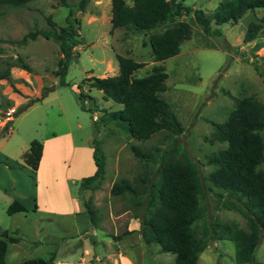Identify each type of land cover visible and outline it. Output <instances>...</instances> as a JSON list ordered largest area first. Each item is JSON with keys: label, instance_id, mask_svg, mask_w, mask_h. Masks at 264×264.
<instances>
[{"label": "rangeland", "instance_id": "rangeland-1", "mask_svg": "<svg viewBox=\"0 0 264 264\" xmlns=\"http://www.w3.org/2000/svg\"><path fill=\"white\" fill-rule=\"evenodd\" d=\"M76 1L29 0L21 5L0 4V75L5 74L0 77V108L12 104L2 95L3 89L15 91L11 86L9 68H23L25 65L42 78L38 81L32 75L37 89L16 109L11 121L15 131L29 132L40 140V136L48 134L47 131L58 130L65 116L75 140L90 135L101 141L105 163L99 186L93 190H80L76 185L70 187L81 205L82 199H88L95 208V223L89 221L84 206V213L77 217L56 212H33L31 209L7 214L0 208V228L6 227L8 234L17 238L7 243L5 264H19L25 258H47L51 253L50 264L61 260L68 261V264H174L172 253L159 251L157 244L143 241L134 214L137 209L129 193L114 195L109 192L112 181L120 177L129 180H139L145 175L152 177L156 160L164 153L177 157L185 151L197 164L203 183L199 202L204 207L203 217L194 222L197 233L212 215L247 229L245 218L237 210L214 206L217 189L210 188L206 180L211 165L205 161V155L225 145L211 138L212 122L225 119L234 105L233 97L251 95L264 100V65L257 62L256 54L251 51L243 54L239 48L250 11H245L234 23H221L219 34L204 33L194 22L190 10L176 15L175 19L189 23V37L181 41L177 53L153 60L148 34L160 31L166 22L147 31L112 28L107 15V0H87L83 10L75 7ZM218 1L183 0V4L190 9L200 8L208 14ZM46 16L57 26L72 20L79 34L80 42L70 50L62 76L55 73L60 56L55 41L40 34L19 41L27 31L50 28ZM210 26L214 24L211 22ZM115 53L143 62L133 71L134 75H144L153 66H159L166 73L164 89L158 94L169 103L180 121L182 130L179 133L158 130L147 139L138 140L127 137L112 122L100 121L101 108L111 110L121 105L103 98L99 89L88 88L84 78L115 73ZM60 78L63 83H59ZM76 88L84 95V108L77 99ZM30 99L34 100L19 110ZM88 106L91 111L86 109ZM76 120L81 123L80 129L75 128ZM261 135L264 153V128ZM0 140H6L5 147H13L9 135H1ZM130 143L150 152L154 158L148 161L138 159L130 149ZM10 163L8 166L16 169L20 178L26 179L24 186L31 191L32 169H26L16 161ZM258 167L264 170V161ZM3 175L0 170L1 185L7 184ZM83 247L89 249L90 254L87 253L84 261L79 263ZM233 250L230 239L209 240L197 260L199 264H252L236 263ZM253 260L264 264V237L253 251Z\"/></svg>", "mask_w": 264, "mask_h": 264}, {"label": "trees", "instance_id": "trees-1", "mask_svg": "<svg viewBox=\"0 0 264 264\" xmlns=\"http://www.w3.org/2000/svg\"><path fill=\"white\" fill-rule=\"evenodd\" d=\"M27 1L0 0V4L21 5ZM86 2L77 0L75 7L83 10ZM258 7L264 9V0H219L206 14L200 8L190 9L183 4V0H131L130 3L110 0L109 22L112 28L124 27L138 31H147L166 22L160 31L148 34L152 59L162 60L177 53L181 41L190 35L189 23L175 19L176 15L190 10L194 22L204 33L219 34L218 26L221 23H234L247 9ZM46 20L50 28L27 31L19 41L26 36L34 38L36 34L55 41L60 53L55 73L62 76L70 50L80 42L79 34L72 20L62 26H57L48 16ZM211 22L214 24L212 27ZM259 33H264V10L246 24L241 40L249 41ZM114 57L117 62L115 73L84 78L88 88L99 89L103 98H110L121 105L111 110L101 108L100 121L112 122L127 137L138 140H145L158 130L179 133L182 130L180 121L169 103L158 94L164 89L166 73L159 66H153L150 72L137 76L133 71L143 65L142 61L119 53H115ZM3 76L5 74L0 75ZM59 83H63L61 78ZM83 96L78 89L77 99L82 108L85 107ZM233 99L234 105L225 119L212 122L211 138L225 145L205 155V161L211 165L206 180L210 188L217 189L214 192V206L237 210L245 218L247 229L212 215L207 223L202 224L200 232H196L194 222L202 218L204 212L199 202L203 183L197 164L185 151L177 157L169 153L161 154L156 160L152 177L145 175L139 180L120 177L113 180L109 187V192L114 195L129 193L137 209L134 214L143 241L157 244L159 251L172 253L174 264H199L198 254L206 242L218 239H230L233 242V259L236 263L260 264L253 260V251L261 237H264V170L258 167L264 161L261 135L264 128V100L251 95ZM86 109L91 111L89 106ZM100 143L99 139L91 136L95 169L78 180L80 190L97 188L103 178L105 159ZM129 146L140 160L154 158L136 144L130 143ZM41 147V141L32 138L21 154L23 163L32 170L37 167ZM4 162L11 164L7 160ZM82 203L89 221L95 223V208L88 199H82ZM24 210L26 208L16 199L5 207L7 214ZM16 239L8 234V230H0V264H5L7 242ZM52 259L53 253L47 258H25L19 264H50Z\"/></svg>", "mask_w": 264, "mask_h": 264}, {"label": "crops", "instance_id": "crops-1", "mask_svg": "<svg viewBox=\"0 0 264 264\" xmlns=\"http://www.w3.org/2000/svg\"><path fill=\"white\" fill-rule=\"evenodd\" d=\"M107 5L109 19L110 0H107ZM255 9L257 8L247 9L250 11L249 21L254 20L264 10L263 8H259L258 11ZM262 36L263 33H259L249 41H242L239 48H241L243 54H248L251 51L257 57H264V37ZM257 62L260 63L258 60ZM89 73L91 72L89 71ZM32 75L38 81H41V75L35 73L33 70H28L25 67L9 68V77L12 80L11 86L15 88V91L4 88L2 95L11 101V105L15 106L16 109L24 99H28L30 94L32 95L34 90L37 89L33 83ZM76 89L78 90V88ZM62 122L58 127L59 129L57 128L58 130L53 131L51 129L47 131L48 134L40 136L42 143L41 155L37 167L32 170V188L29 192L26 189V185L24 186L26 179L20 178L21 175L16 174V169L9 167L4 161H16L28 169L29 166L23 163L21 154L27 149L28 142L33 137L29 132L18 133L15 131L11 122L8 133H3L0 129V136L9 135L13 143V147L11 148L6 146L7 150L3 144L6 140L4 142L0 140V160H4L0 162V170L4 174V179L7 180V184H0V200H2L0 208L5 210L6 205L13 199H16L26 209H31L33 212H56L59 214H70L74 217H77L76 215L80 213H84L81 201L72 193L70 187L71 185L77 186V181L82 176L91 174L95 169L92 146L89 140L91 136L86 135L75 140L65 116L62 118ZM75 128H81V123L78 120L75 121ZM2 229L8 230L6 227L0 228V230ZM82 251L79 263L84 261L87 253L90 254V250L85 247H83ZM55 262L56 264L69 263L62 260Z\"/></svg>", "mask_w": 264, "mask_h": 264}, {"label": "built area", "instance_id": "built-area-1", "mask_svg": "<svg viewBox=\"0 0 264 264\" xmlns=\"http://www.w3.org/2000/svg\"><path fill=\"white\" fill-rule=\"evenodd\" d=\"M257 60L264 64V57H256ZM16 107L13 105H8L2 109H0V129L3 133H8L10 130V122L14 116Z\"/></svg>", "mask_w": 264, "mask_h": 264}]
</instances>
